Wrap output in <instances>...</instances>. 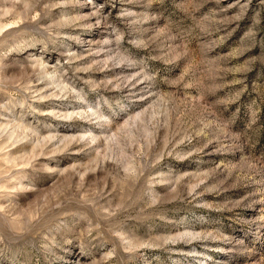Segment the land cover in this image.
Wrapping results in <instances>:
<instances>
[{
  "label": "rangeland",
  "instance_id": "374dc122",
  "mask_svg": "<svg viewBox=\"0 0 264 264\" xmlns=\"http://www.w3.org/2000/svg\"><path fill=\"white\" fill-rule=\"evenodd\" d=\"M74 2L73 14L83 19L50 46L57 49L50 53L52 60L43 57L49 63L59 59L62 65L69 60L74 69L86 70L76 73L78 79L66 88L84 87L85 81L91 87L112 79L110 69L98 67L108 52L101 49L104 40L113 41L111 48L115 49L130 48L132 40L173 37L165 43H179L199 68V83L188 90L193 112L207 109L221 118L225 133L242 135L247 150L242 154L223 150L231 143L227 137L220 143L194 142L201 149L199 163L193 158L191 167L181 169L196 174L193 184L204 180L193 192L194 199L189 196L188 201L143 212L137 205L127 214H118L111 230L85 225L58 236L55 231L49 234L44 228L34 229L13 253L12 264H44L45 259L49 264H264V164L250 168L254 160L245 159L264 162V0ZM16 11L0 0V18ZM9 23L0 20V29L11 31ZM117 33L122 40H116ZM197 88L203 90L202 96ZM28 95H18L16 99L24 107L15 109L7 122L0 120V195L6 167L67 169L88 163L71 139L84 134L87 120L81 118L82 109L70 94L65 100L52 94L29 100ZM3 97L0 90V103ZM20 116L24 118L16 119ZM127 172L134 177L137 169L130 163ZM94 180L100 177L84 176L85 184ZM123 194L116 195L117 202ZM41 203L28 212L33 224L40 219ZM173 209H180L183 215ZM190 217L197 222L189 223ZM17 226L26 227L24 217ZM121 236L130 251L120 246ZM178 236L181 239L172 243ZM42 248L50 256L42 258ZM0 250L8 264L10 249L0 246Z\"/></svg>",
  "mask_w": 264,
  "mask_h": 264
},
{
  "label": "clouds",
  "instance_id": "9594fccd",
  "mask_svg": "<svg viewBox=\"0 0 264 264\" xmlns=\"http://www.w3.org/2000/svg\"><path fill=\"white\" fill-rule=\"evenodd\" d=\"M4 6L18 11L0 18L3 23L15 21L9 23L11 31L0 29V90L4 92L0 120L7 122L15 109L24 107L16 99L18 95L28 93L30 100L52 94L65 100L70 94L82 109L81 118L87 120L84 134L71 139L88 161L67 169L34 165L5 168L0 195V246L10 249L8 264L34 229L44 228L49 234L55 231L58 236L85 225L111 230L118 214H127L137 205L143 212L178 200L188 201L204 184L203 179L193 184L196 174L181 171L192 166L193 158L199 163L201 149L194 142L203 139L208 144L220 143L227 137L231 143L227 148L222 145L223 150L238 154L247 150L242 135L225 133L221 118L207 109L193 112L188 90L197 87L199 68L179 43H165L173 37L132 40L130 48L115 49L111 48L113 41L104 40L101 49L108 52L98 67L110 69L112 79L91 87L85 81L84 87L66 88L67 83L78 79L76 73L86 70L74 69L69 60L63 65L59 59L52 63L48 60H52L50 53L57 51L50 47L57 37L83 19L73 14L74 0H4ZM116 40H122L118 33ZM197 90L201 96L204 94L202 89ZM11 122L14 124L15 119ZM179 146L184 147L177 151ZM245 159L254 160L250 168L264 164L252 157ZM130 163L137 169L134 177L127 172ZM85 175L99 176L100 180L85 184ZM120 192L124 194L117 202ZM40 202V219L33 224L27 218L28 212ZM173 211L183 215L180 209ZM21 217L26 223L23 229L17 226ZM188 222L197 221L190 217ZM119 239L123 250L130 251L125 237ZM180 239L178 236L171 242ZM39 255L48 257L50 252L42 248ZM5 260L0 250V264ZM44 264L49 260L45 259Z\"/></svg>",
  "mask_w": 264,
  "mask_h": 264
}]
</instances>
